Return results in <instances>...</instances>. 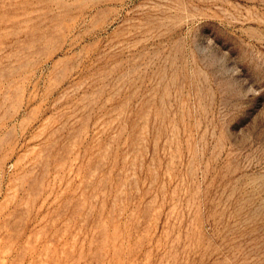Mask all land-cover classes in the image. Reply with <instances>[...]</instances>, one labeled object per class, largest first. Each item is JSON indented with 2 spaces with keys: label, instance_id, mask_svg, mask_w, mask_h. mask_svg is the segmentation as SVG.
I'll list each match as a JSON object with an SVG mask.
<instances>
[{
  "label": "rangeland",
  "instance_id": "374dc122",
  "mask_svg": "<svg viewBox=\"0 0 264 264\" xmlns=\"http://www.w3.org/2000/svg\"><path fill=\"white\" fill-rule=\"evenodd\" d=\"M0 264H264V0H0Z\"/></svg>",
  "mask_w": 264,
  "mask_h": 264
}]
</instances>
